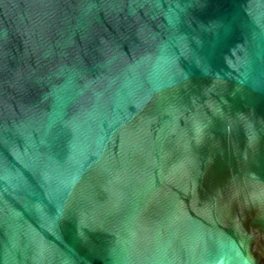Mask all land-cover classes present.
<instances>
[{"label": "water", "instance_id": "water-1", "mask_svg": "<svg viewBox=\"0 0 264 264\" xmlns=\"http://www.w3.org/2000/svg\"><path fill=\"white\" fill-rule=\"evenodd\" d=\"M0 264H264V0H0Z\"/></svg>", "mask_w": 264, "mask_h": 264}]
</instances>
